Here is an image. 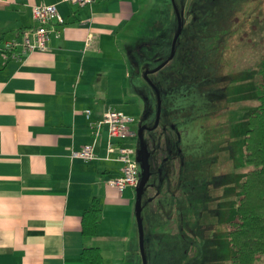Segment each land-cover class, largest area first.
I'll return each instance as SVG.
<instances>
[{"label": "crops", "instance_id": "0c3cea01", "mask_svg": "<svg viewBox=\"0 0 264 264\" xmlns=\"http://www.w3.org/2000/svg\"><path fill=\"white\" fill-rule=\"evenodd\" d=\"M145 1L94 0L79 7L61 0H0V264H83L87 248H98L103 264H140L136 188L119 193L107 183L120 175L121 165L116 153L104 160L106 129L95 137L89 121L102 119L110 107L122 112L118 106L128 98L139 101L126 84L140 78L138 71L128 73V61L141 60ZM42 4H54L64 21L53 23L46 51H4L5 43L21 41L35 27L32 8ZM142 95L148 117L151 96ZM162 99L163 128L169 130L173 98ZM165 137L154 152L147 147L150 175L141 196L146 255L154 254L164 234L177 237L178 228H189L185 202L196 188L188 181L194 165L179 149L182 136L176 143ZM94 141L98 160L71 158V151ZM178 196L185 208L172 209ZM94 200L100 216L95 235L87 237L81 218ZM175 218L174 231L159 229Z\"/></svg>", "mask_w": 264, "mask_h": 264}, {"label": "rangeland", "instance_id": "374dc122", "mask_svg": "<svg viewBox=\"0 0 264 264\" xmlns=\"http://www.w3.org/2000/svg\"><path fill=\"white\" fill-rule=\"evenodd\" d=\"M175 11L181 15L180 23ZM139 18V22H146L141 29L146 41L141 43L144 49L136 52L141 57L136 58L139 64L128 61V73L138 71L140 78L126 84L132 94L136 91L139 101L127 97V104L118 106L135 119L130 129L137 136L127 138L123 146L131 149L134 159L140 157L138 131L155 125L157 98L153 86L157 87L162 105L159 127L164 124L162 98L169 94L175 113L169 119L171 129L165 139L176 143L182 136L179 149L194 165L188 181L193 179L196 186L194 197L185 202L187 208L182 196L177 202L170 199L172 209H186L183 213L188 214L189 228L184 232L178 228L177 237L164 234L153 255H146L145 243L146 263L230 264L234 252L228 242V223L236 219V202L249 170L243 159L247 117L258 106L253 86L264 56V0H146ZM154 22L156 29L151 27ZM179 24L172 59L145 78L144 73L169 59ZM142 64L146 68L141 70ZM144 90L151 96L154 110L148 117ZM146 135L144 132L143 141ZM178 222L175 218L159 229L174 231Z\"/></svg>", "mask_w": 264, "mask_h": 264}, {"label": "trees", "instance_id": "16d2710c", "mask_svg": "<svg viewBox=\"0 0 264 264\" xmlns=\"http://www.w3.org/2000/svg\"><path fill=\"white\" fill-rule=\"evenodd\" d=\"M256 75L253 87L258 106L247 117L244 138L243 159L249 170L236 202V219L228 223V242L234 252L230 264L264 262V56ZM99 216L100 206L94 200L81 218L84 236L95 235ZM80 257L83 264H103L98 248L84 249Z\"/></svg>", "mask_w": 264, "mask_h": 264}, {"label": "built area", "instance_id": "2783aa9c", "mask_svg": "<svg viewBox=\"0 0 264 264\" xmlns=\"http://www.w3.org/2000/svg\"><path fill=\"white\" fill-rule=\"evenodd\" d=\"M64 3L84 7L90 5L94 0H61ZM32 17L36 23L35 27L22 33L21 41H11L5 43L4 51L11 53L14 49H20L22 55L30 54L35 51L44 52L50 41V34L54 30L53 23L62 24L64 21L59 15L54 4L38 5L32 8ZM90 113L86 111V118L89 119ZM134 119L126 116L114 108H108L98 121H89L93 135L98 137L103 128L106 129L107 141L105 144L104 160H111L110 156L116 153L115 160L120 163V175L110 179L107 183L113 186L119 193L127 188H135L139 180V166L132 156L131 149L125 148L120 144L123 140L134 135L130 124ZM96 142L84 145L77 151H71V158L79 159L84 163L98 160L95 153Z\"/></svg>", "mask_w": 264, "mask_h": 264}, {"label": "water", "instance_id": "95a60500", "mask_svg": "<svg viewBox=\"0 0 264 264\" xmlns=\"http://www.w3.org/2000/svg\"><path fill=\"white\" fill-rule=\"evenodd\" d=\"M175 13L177 15L178 22L180 23V21H181L180 15L177 11H175ZM180 31H181V27L179 24V28L177 30V33L174 36V39L171 43V55H170L169 59L167 61H164V63H162L155 70L148 71V72L144 73L145 78L148 79L149 74L157 72L158 70L163 68L170 59H172L173 54H174V47H175L177 39L180 35ZM153 90H154L156 98H157V117H156L157 119H156L155 125L152 128H148V127L144 126V127L139 129L138 137H139V141H140V157L138 159H135V161L138 163L139 170H140L138 184L135 187L136 188V204H135L136 209L135 210H136V221H137V228H138V235H139V252H140L142 264H147V263H146L145 253H144V237H143V226H142V218H141V196H142L143 190H144V188L148 182V178L150 175L148 159H149V156L151 154L148 151L147 145L143 141V132L144 131L149 132L151 135L156 130V128L158 126V121H159V116H160V106H161L159 91L157 90V88L155 86H153ZM152 139H153V137H152ZM154 151H155V149H154ZM154 151H152V152H154Z\"/></svg>", "mask_w": 264, "mask_h": 264}, {"label": "flooded vegetation", "instance_id": "af4514ba", "mask_svg": "<svg viewBox=\"0 0 264 264\" xmlns=\"http://www.w3.org/2000/svg\"><path fill=\"white\" fill-rule=\"evenodd\" d=\"M180 20H181V15H180ZM159 94H160V92H159ZM155 97H156V95H155ZM160 101H161V99H160ZM159 121H160V116H159ZM159 121H158V126H157L156 130L151 135L149 132L144 131L147 133L146 137H144V143L147 145V147H151L152 151H154V146H156L155 150L157 147L160 148L161 140L165 137L164 135L167 132V128H163V127L160 128L159 127ZM134 122H135V120H134ZM146 127L152 128L150 126H146ZM133 132H134V130H133ZM144 132H143V134H144ZM134 135L136 137L137 133L134 132ZM152 137H153V139H152ZM145 138H146V141H145Z\"/></svg>", "mask_w": 264, "mask_h": 264}]
</instances>
